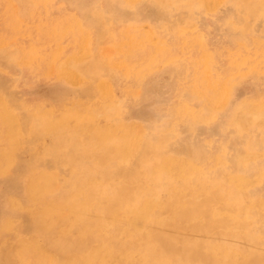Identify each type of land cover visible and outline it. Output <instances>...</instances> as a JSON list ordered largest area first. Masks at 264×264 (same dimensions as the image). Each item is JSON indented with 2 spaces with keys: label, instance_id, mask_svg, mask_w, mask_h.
Wrapping results in <instances>:
<instances>
[{
  "label": "rangeland",
  "instance_id": "374dc122",
  "mask_svg": "<svg viewBox=\"0 0 264 264\" xmlns=\"http://www.w3.org/2000/svg\"><path fill=\"white\" fill-rule=\"evenodd\" d=\"M212 1L0 0V112L17 127L6 161L0 114V264H64L100 244L99 264L264 260V0ZM105 125L136 139L125 160L95 135ZM42 173L53 186L31 200ZM78 189L98 196L81 216L40 214ZM113 192L152 203L145 222Z\"/></svg>",
  "mask_w": 264,
  "mask_h": 264
},
{
  "label": "bare ground",
  "instance_id": "6f19581e",
  "mask_svg": "<svg viewBox=\"0 0 264 264\" xmlns=\"http://www.w3.org/2000/svg\"><path fill=\"white\" fill-rule=\"evenodd\" d=\"M34 1V0H33ZM209 1V0H208ZM212 1V0H210ZM32 2V1H31ZM215 2V1H212ZM203 3V2H202ZM209 3V2H207ZM222 3V2H221ZM5 4V3H4ZM3 4V5H4ZM205 4V3H204ZM211 4V3H210ZM209 4V5H210ZM8 5V4H7ZM259 6V5H258ZM264 6V5H263ZM9 7V6H8ZM210 7V6H209ZM202 8V7H201ZM3 9V8H2ZM10 9V8H9ZM12 9V7H11ZM264 9V8H263ZM262 9V10H263ZM4 10V9H3ZM28 10V9H27ZM31 11V10H30ZM12 12V11H11ZM14 12V11H13ZM58 13V12H57ZM15 14V13H14ZM37 14V13H36ZM5 15V14H4ZM236 15V14H235ZM34 16V15H33ZM38 16V15H36ZM40 16V15H39ZM38 16V18H39ZM65 16V15H64ZM13 17V16H12ZM32 17V16H31ZM47 17V16H46ZM41 18V17H40ZM8 19V18H7ZM6 19V20H7ZM20 19V18H19ZM33 19V18H32ZM36 19V18H35ZM47 19V18H46ZM64 19V18H63ZM67 19V18H66ZM66 19H65V23H66ZM5 20V19H4ZM9 20V19H8ZM22 20V18H21ZM44 20V19H43ZM51 20V19H50ZM71 20V19H70ZM186 20V19H185ZM191 20V19H190ZM26 21V20H25ZM32 21V20H31ZM48 21V20H47ZM52 21V20H51ZM55 21V20H54ZM5 22V21H4ZM7 22V21H6ZM5 22V23H6ZM23 22V21H22ZM45 22V21H44ZM53 22V21H52ZM69 22L71 21H68ZM73 22V21H72ZM75 22V21H74ZM186 22V21H185ZM11 23V22H10ZM15 23V22H13ZM41 23V22H40ZM48 23V22H47ZM61 23V22H60ZM18 24V23H17ZM23 24V23H22ZM31 24V23H30ZM45 24V23H44ZM50 24V22H49ZM74 24V23H73ZM13 25V24H12ZM27 25V24H26ZM25 25V26H26ZM56 25V23L54 24ZM59 25V24H58ZM185 25V24H184ZM3 26V25H2ZM35 26V25H34ZM61 26V25H59ZM72 26V25H71ZM76 26V24H75ZM7 27V26H6ZM24 27V26H23ZM54 27V26H53ZM70 27V26H69ZM2 28V27H1ZM25 28V27H24ZM37 28V27H36ZM35 28V30H36ZM45 28V27H44ZM56 28V26H55ZM60 28V27H59ZM67 28V26H66ZM79 28V27H78ZM24 30V29H23ZM57 30V29H56ZM63 30V29H62ZM48 31V29H47ZM39 32V31H38ZM25 33V32H24ZM33 33V32H32ZM51 33V32H50ZM63 33V32H62ZM138 33V32H137ZM3 34V33H2ZM22 34V33H21ZM30 34V33H29ZM28 34V35H29ZM36 34V33H35ZM40 35V34H39ZM44 35V34H43ZM14 36V35H13ZM10 36V37H13ZM27 36V35H26ZM35 36V35H34ZM33 36V37H34ZM15 37V36H14ZM36 37L37 34H36ZM8 38V37H7ZM39 38V37H38ZM1 39V38H0ZM10 39V38H9ZM52 39V38H51ZM4 40V38H3ZM32 40V38H31ZM43 40V39H42ZM44 41V40H43ZM126 41V40H125ZM51 42V41H50ZM54 42V41H53ZM81 42V41H80ZM111 42V41H110ZM57 44V42H54V44ZM23 44V43H22ZM41 44H43L41 42ZM47 44V43H46ZM53 44V45H54ZM10 45V44H9ZM32 45V43H31ZM29 45V46H31ZM50 45V44H48ZM44 46V45H43ZM55 46V45H54ZM135 46V44H134ZM12 47V46H11ZM247 47V46H246ZM49 48V47H48ZM54 49V47H52ZM74 48V47H73ZM28 50V49H27ZM51 50V49H50ZM25 51V50H24ZM29 51V50H28ZM36 51V50H35ZM44 51V50H43ZM54 51V50H53ZM134 51V50H133ZM138 51V50H137ZM74 52V51H73ZM45 53V52H44ZM51 53V52H50ZM35 54V53H34ZM40 54V53H39ZM43 54V53H42ZM81 54V53H80ZM45 55V54H44ZM72 55V54H71ZM70 55V56H71ZM75 55V54H74ZM77 55V54H76ZM34 56V55H33ZM37 56V55H36ZM47 56V55H46ZM53 56V55H52ZM56 56V55H55ZM41 57V56H40ZM48 57V56H47ZM46 57V58H47ZM50 57V56H49ZM75 57V56H74ZM80 57V56H78ZM52 58V57H51ZM68 58V57H67ZM122 58V57H121ZM50 60V58H48ZM41 60V59H40ZM39 60V61H40ZM120 61V59H118ZM55 61V60H54ZM263 61V60H262ZM46 62V61H45ZM122 63V61H120ZM29 63V62H27ZM41 63V62H40ZM119 63V62H118ZM48 64V62H47ZM70 64V63H69ZM68 64V65H69ZM49 65V64H48ZM53 65V64H52ZM66 66V65H65ZM64 67V66H63ZM69 67V66H68ZM53 68V67H52ZM65 69V68H64ZM64 69H61L64 73ZM72 69V68H71ZM66 70V69H65ZM73 70V69H72ZM60 71V70H59ZM33 72V71H32ZM143 72V71H142ZM66 73V72H65ZM70 75V74H69ZM68 76V75H67ZM102 89V88H101ZM104 89H106V87L104 86ZM135 89V88H134ZM230 89V88H229ZM215 91V90H214ZM104 93V92H103ZM208 93V92H207ZM105 94V93H104ZM218 94V93H217ZM138 95V94H137ZM228 97V96H227ZM109 98V97H108ZM227 99V98H226ZM100 102V101H99ZM189 103V102H188ZM39 104V103H38ZM99 104V103H98ZM259 104V103H257ZM258 106V105H257ZM113 107V106H112ZM256 107V106H255ZM257 108V107H256ZM258 109V108H257ZM201 110V109H200ZM45 111V110H44ZM115 111V110H114ZM68 112V111H67ZM175 113V112H174ZM1 117L3 118L6 127H7V133H6V138L8 139L9 145L10 147H8L5 151V158L6 161H9L12 157L13 154V145L15 144V138H16V130L17 127L15 125L14 122V117H13V113L11 114L7 108L5 107L4 104L1 105ZM69 116H73L75 117V115L70 112L68 114ZM67 115V117H69ZM198 115V114H197ZM205 116V115H204ZM200 117V116H199ZM191 118V117H190ZM22 120V119H21ZM42 121V123H46L44 120H40ZM86 121V120H85ZM84 121V122H85ZM65 122V119L60 120L58 123H56L55 125L58 126H63ZM83 123V122H82ZM86 123V122H85ZM84 123V124H85ZM94 123V122H93ZM130 123V122H129ZM83 124V125H84ZM121 125V124H120ZM128 125V124H127ZM124 126V125H123ZM4 127V126H3ZM115 127V126H114ZM1 129V128H0ZM84 129H86L84 127ZM4 130V129H3ZM98 130V129H97ZM122 130L121 133H119L118 131ZM127 126L126 127H119L117 129H112L111 126H103L101 127L97 132H95V135L99 137V139H101L104 143H106L107 145L110 144L115 150L119 151V159L120 160H125L127 157V153L129 150V146L132 147L135 145L136 139H134V137H131L128 132H127ZM4 133V131H3ZM1 135V134H0ZM18 137V136H17ZM7 142V143H8ZM31 143V142H30ZM28 144V143H27ZM1 146V145H0ZM5 146V145H4ZM4 146H2L4 148ZM104 146V145H103ZM2 148V149H3ZM107 148V147H106ZM18 149V147H17ZM5 150V148H4ZM3 150V151H4ZM16 153V152H15ZM135 155V154H134ZM4 157V156H3ZM133 157V155H132ZM129 158H131L129 156ZM182 161V160H181ZM258 161V160H257ZM1 163V162H0ZM185 163V161H184ZM183 164V163H182ZM195 166V165H194ZM196 167V166H195ZM184 168V167H183ZM162 169V173L159 174L160 175H164L167 178H170L172 169H170V167L168 168H161ZM12 170V169H11ZM182 170V169H181ZM30 172V171H29ZM33 173V172H32ZM69 174V173H68ZM180 174V173H178ZM62 176V175H61ZM59 176V177H61ZM27 177V176H26ZM58 178V177H57ZM11 181V180H10ZM58 181V180H57ZM60 182V181H59ZM76 182V180H75ZM73 183V182H72ZM71 183V184H72ZM258 183V182H257ZM83 184V183H80ZM239 184V183H238ZM74 185V184H73ZM84 185V184H83ZM253 185V184H252ZM53 186V179L52 176L47 175L45 173H42L41 175L38 176H31L27 185H26V190L28 192V197L31 200H38L41 197H43L44 195H46L49 191L50 188ZM242 186V185H241ZM85 189V188H84ZM55 190V189H54ZM86 190V189H85ZM177 190V189H176ZM87 192V191H86ZM176 192V191H175ZM108 193V192H107ZM98 196L94 195V194H90V193H85V191L78 189L77 191H74L73 193H71L70 195H68L67 197L64 198L63 201L61 202H46L44 203V207L42 208L43 210L40 212V214H43V217H47V218H52L53 217H57V218H62L68 214H76V215H80L83 214L84 212H86L87 210H89L91 208V204H93L92 202L95 201L97 199ZM120 199L119 196V192H113L111 196H109V202L112 203V205L114 204H119L122 202V207L121 209L123 210V212L126 214L125 217H129V219L131 220V222H138V221H142L143 223L145 222V219L148 216L149 211L152 209L153 204L150 203L147 199L145 198H135V197H131V198H126L124 200H120V201H116ZM99 200V199H98ZM103 200V199H102ZM211 200V199H210ZM259 200V199H258ZM40 201V200H39ZM99 202V201H98ZM152 202V201H151ZM256 202V201H255ZM253 202V203H255ZM264 202V201H263ZM262 202V203H263ZM214 203V202H213ZM261 203V204H262ZM37 204V203H36ZM95 204V203H94ZM100 204V203H99ZM259 204V203H258ZM256 204V205H258ZM112 205H109L110 208H112ZM38 206V205H37ZM98 206V204H97ZM222 206V205H221ZM200 207V204H195L193 208L191 209H184L183 211H179L181 216H192L195 214V212L198 210V208ZM224 207V206H223ZM103 209V208H102ZM111 211L110 213H114L113 210H109ZM104 212V211H103ZM223 212V211H222ZM226 212V211H225ZM35 213V212H34ZM90 213V212H89ZM105 213V212H104ZM106 214V213H105ZM81 216V215H80ZM105 216V215H104ZM216 216L215 212H212V218H214ZM75 217V216H74ZM84 217V216H83ZM210 217V216H209ZM71 218V217H70ZM68 219V217H67ZM102 219V218H101ZM209 219V218H208ZM207 219V221H208ZM215 220V218L213 219ZM28 221V220H27ZM99 221L97 222V228H102L103 226V222ZM217 222V220H216ZM60 222H57V224ZM213 224V223H212ZM211 224V225H212ZM73 225V224H72ZM83 225V224H82ZM30 228V227H29ZM62 229V228H61ZM130 231V230H129ZM3 232V231H2ZM86 232V227H84L80 233L84 234ZM67 233V232H66ZM28 234V232H27ZM33 234V233H31ZM72 234V233H71ZM105 235V234H104ZM63 236V235H62ZM106 236V235H105ZM64 238V237H63ZM59 239V238H58ZM65 239V238H64ZM70 239V238H69ZM103 239V237H102ZM4 240V239H3ZM27 240V239H26ZM37 240V239H36ZM67 241V239H65ZM104 240V239H103ZM170 240V239H169ZM58 241V240H57ZM100 241V240H99ZM165 241V240H164ZM176 241V240H174ZM23 242V241H22ZM35 242V241H34ZM60 242V241H59ZM108 242V241H107ZM105 242V243H107ZM166 242V241H165ZM170 242V241H169ZM24 243V242H23ZM66 243V242H65ZM25 244V243H24ZM69 244V243H68ZM100 244V243H99ZM110 244V243H109ZM166 244V243H165ZM169 244V243H168ZM57 245H59L57 243ZM184 245V244H183ZM33 246V245H32ZM40 246V245H39ZM50 246V245H49ZM66 246V244H65ZM78 246V245H77ZM27 247V246H26ZM71 247V246H70ZM52 248V246L50 247ZM63 248V247H62ZM178 248V247H177ZM186 248V245H185ZM55 249V248H54ZM58 249V248H57ZM77 249H79L77 247ZM147 249V248H146ZM192 248L189 249L188 252L183 251V253L192 255L193 252L191 251ZM199 249V248H198ZM33 250V249H32ZM110 248L105 245V244H100L97 247L91 248L89 253L85 254V255H76L74 257H69L65 260L64 264H99L100 262H102L103 259H105L107 256V253L109 252ZM174 250V248H173ZM184 250V249H183ZM35 251V250H34ZM71 251V250H70ZM180 251V250H179ZM195 251V250H194ZM177 253L178 251H172V253ZM30 253V252H29ZM74 253V252H72ZM31 254V253H30ZM68 254V253H67ZM19 255V254H18ZM37 255V254H36ZM31 256V255H30ZM59 256V255H58ZM62 256V255H61ZM69 256H71L69 254ZM60 258V256L58 257ZM124 258V257H123ZM229 258V257H228ZM231 259V258H230ZM253 259H255V257H253ZM41 260V259H40ZM123 260V259H122ZM51 261V260H50ZM53 261V260H52ZM148 261V260H147ZM256 261L257 263L260 264H264V260L263 259H259L258 260H253ZM47 262V261H46ZM32 263V262H31ZM35 263V262H34ZM49 263V262H48ZM36 264V263H35ZM162 264V263H161ZM227 264H232L231 262L227 263Z\"/></svg>",
  "mask_w": 264,
  "mask_h": 264
}]
</instances>
